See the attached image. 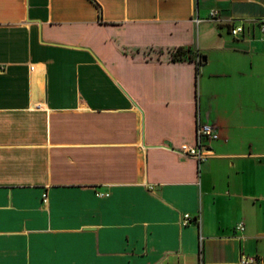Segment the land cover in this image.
Listing matches in <instances>:
<instances>
[{"label": "crops", "instance_id": "crops-1", "mask_svg": "<svg viewBox=\"0 0 264 264\" xmlns=\"http://www.w3.org/2000/svg\"><path fill=\"white\" fill-rule=\"evenodd\" d=\"M262 17L264 0H0V264H264ZM180 45L202 63L170 60ZM196 119L218 131L199 161L174 149Z\"/></svg>", "mask_w": 264, "mask_h": 264}, {"label": "built area", "instance_id": "built-area-1", "mask_svg": "<svg viewBox=\"0 0 264 264\" xmlns=\"http://www.w3.org/2000/svg\"><path fill=\"white\" fill-rule=\"evenodd\" d=\"M216 15L215 10H210L208 12V17L213 18ZM197 20V18H195ZM254 22L257 24L260 38H264V17L255 19ZM244 22L240 21L237 23H232L229 27V32L232 35H238L243 31ZM197 58V57H196ZM218 138V131L214 125L200 121L196 119L195 129H194V141L192 143H181L174 149L179 153L195 157L198 161L206 157L209 152V143ZM96 194H104L102 191H96ZM45 194H42V200H45ZM196 219V218H194ZM191 221V217L188 213H182L179 222L185 224ZM244 224L242 221H237L234 225L237 237H240V232L243 230ZM255 260L253 256L241 254L238 258V262L241 264L251 263Z\"/></svg>", "mask_w": 264, "mask_h": 264}, {"label": "trees", "instance_id": "trees-1", "mask_svg": "<svg viewBox=\"0 0 264 264\" xmlns=\"http://www.w3.org/2000/svg\"><path fill=\"white\" fill-rule=\"evenodd\" d=\"M97 7L98 4L96 3ZM197 57V58H196ZM170 60H180V59H194L197 65L202 63L204 55L198 51L191 50L189 46H176L170 50L169 54Z\"/></svg>", "mask_w": 264, "mask_h": 264}]
</instances>
